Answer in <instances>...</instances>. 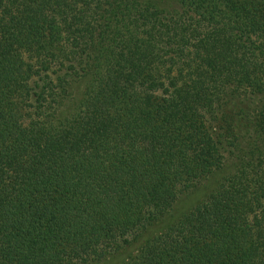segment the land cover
Returning <instances> with one entry per match:
<instances>
[{
  "label": "trees",
  "instance_id": "1",
  "mask_svg": "<svg viewBox=\"0 0 264 264\" xmlns=\"http://www.w3.org/2000/svg\"><path fill=\"white\" fill-rule=\"evenodd\" d=\"M0 264H264V0H0Z\"/></svg>",
  "mask_w": 264,
  "mask_h": 264
},
{
  "label": "rangeland",
  "instance_id": "2",
  "mask_svg": "<svg viewBox=\"0 0 264 264\" xmlns=\"http://www.w3.org/2000/svg\"><path fill=\"white\" fill-rule=\"evenodd\" d=\"M206 182L202 183L199 186V189L196 191H190L183 194V199L177 201L174 205L173 209L170 212V215L166 218L177 216L188 212L191 208H193L198 202H201L207 195V188L204 190V185ZM208 187V186H207Z\"/></svg>",
  "mask_w": 264,
  "mask_h": 264
}]
</instances>
